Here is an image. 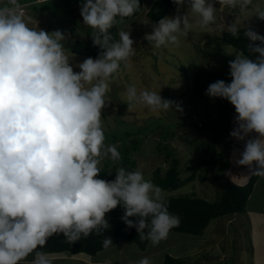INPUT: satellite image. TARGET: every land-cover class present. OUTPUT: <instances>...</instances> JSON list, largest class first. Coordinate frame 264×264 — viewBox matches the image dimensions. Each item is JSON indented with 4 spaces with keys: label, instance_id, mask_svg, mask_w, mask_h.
<instances>
[{
    "label": "clouds",
    "instance_id": "9594fccd",
    "mask_svg": "<svg viewBox=\"0 0 264 264\" xmlns=\"http://www.w3.org/2000/svg\"><path fill=\"white\" fill-rule=\"evenodd\" d=\"M173 2L178 13L187 6L198 14L201 26L215 20V0ZM218 3L243 8L251 0ZM8 5L0 7V264H19L31 253V264H52L50 254L38 250L50 236L61 233L74 243L94 230L102 234L110 228L106 213L118 205L126 226L158 245L179 223L160 187L142 172L123 167L113 180L98 178L101 159H121L115 145L105 144L101 125L102 110L110 103L109 80L135 52L130 31L120 30L119 40H113L109 29L118 17L122 22L133 15L139 0H82V22L93 29V45L102 51L76 64L61 30L30 28L19 0H8ZM256 16L264 20V11L257 10ZM191 26L188 12L164 16L144 39L154 48L178 45L177 34L187 35ZM230 31L238 36L235 26ZM244 34L255 59L237 53L228 62L231 82L217 80L205 94L234 106L230 136L245 141L237 163L251 167L255 162L252 173L264 177V35L250 27ZM126 94L129 109L142 104L152 111L182 110L160 92L138 94L129 86ZM103 243L108 247L112 240ZM136 264L153 262L144 257Z\"/></svg>",
    "mask_w": 264,
    "mask_h": 264
},
{
    "label": "rangeland",
    "instance_id": "374dc122",
    "mask_svg": "<svg viewBox=\"0 0 264 264\" xmlns=\"http://www.w3.org/2000/svg\"><path fill=\"white\" fill-rule=\"evenodd\" d=\"M154 1L142 0L143 11L139 16L116 22L119 31L131 32L135 52L120 63L118 71L109 80L106 96L110 103L102 110V129L109 131L117 126L118 121L144 125L146 120L160 118L165 123L171 122L175 135L167 136V140L161 135L162 127L130 137L142 138L139 150L133 152L137 161L135 170L151 181L157 168L164 175L169 164L165 160V152L159 151L157 145L159 142L168 143L180 160L181 178H193L176 190L160 188L163 198L187 195L213 201L227 180L245 184L257 165L255 162L251 167L238 165L245 141L230 136L235 127V108L226 99L209 98L205 94L206 89L217 80L231 82L228 62L241 52L222 39V34L229 32L230 26L237 29L250 27L264 35V20L256 16L257 10L264 11V0H251L243 8L240 5L231 8L215 0V20L207 26H201L199 15L187 6L182 7L179 13L176 9L168 16L188 12L192 26L187 35L177 34L178 45L168 44L160 48H154L144 39L154 24L146 15ZM19 3L20 14L30 28L48 32L61 30L66 35L65 48L70 55L73 54V64L87 58L71 52L78 35L92 39L93 29L85 25L80 16L82 0H19ZM0 4L10 6L8 0H0ZM74 71L79 69L74 68ZM186 72L187 75L184 74ZM129 86H134L138 94L144 90L160 92L163 98L177 102L182 110L152 111L142 104L129 109L126 94ZM225 111L231 113L230 119L217 133L216 148L220 156L211 163L207 161L206 152L216 131L210 126L195 127L190 119L200 117L198 120L202 118L204 121L212 115L219 117ZM185 114L191 117L181 123ZM255 135L253 133L248 138ZM105 144L119 147V143ZM105 160L101 159L100 168ZM245 209L244 213L213 220L201 236L170 232L158 245L154 246L150 241L147 254L153 253L149 257L153 264H161L166 254L192 264H264V177L258 179ZM141 253L133 242H125L117 248L100 252L96 259L89 255V258L73 257L66 253L50 254L49 258L52 264H136L135 260ZM34 258L23 259L19 264H31Z\"/></svg>",
    "mask_w": 264,
    "mask_h": 264
},
{
    "label": "trees",
    "instance_id": "16d2710c",
    "mask_svg": "<svg viewBox=\"0 0 264 264\" xmlns=\"http://www.w3.org/2000/svg\"><path fill=\"white\" fill-rule=\"evenodd\" d=\"M139 2L141 5L140 8L133 15L125 17L123 20L133 19L142 13L143 2L142 0H139ZM0 7H2V4H0ZM176 9L177 7L173 0H155L146 12V15L152 22L156 23L159 19L168 16ZM118 20H120L119 17L117 18V21ZM246 28L247 27L238 29L237 37H233L230 31H226L222 34V39L226 44L232 46L239 52L249 56V58L255 59L256 54H253L248 50V46L252 42L244 34ZM109 32L113 40H119L117 24L109 29ZM256 43L259 44L258 41ZM101 51L102 50L98 46L93 45L92 39L80 35H78L71 47L72 53L92 58H96ZM125 61H121L120 63H124ZM184 74L187 75V72ZM230 114L229 111H225L221 116H219V114V117L212 115L204 118L203 120L205 122L202 121V118L198 120L200 117L190 119V123L195 127L205 128L210 126L216 131V136L207 148L206 153L208 162L214 163L217 160V157L220 156V153L216 148V142L218 141L217 133L224 127V122L230 119ZM189 117L191 116L185 114L181 123L187 121ZM154 127L163 128L161 135L165 139L167 136L172 137L175 135L174 129L171 128L173 127L172 123H165L160 118L146 120L144 125L118 121L115 128L110 129L109 131L103 130L105 143H119L117 150L121 154V159L118 161H112L109 159L105 160L98 178L113 180L117 169L120 167L125 168L127 171H136L137 161L133 158V152L139 150L142 138L134 137L130 139V137L132 135L138 136L140 134H147L152 131ZM157 148L159 151L165 152V160L168 162L169 167L166 169V172H164V175H162V170L160 168H157L154 171L152 181L155 185L163 190H176L193 178V176L188 177L186 180L181 178L179 167L180 160L175 156L174 150L170 144L159 142ZM259 178L260 175L252 173L248 177L247 182L242 185L227 180L217 198L213 201L187 195L164 198L168 211L179 218L178 225L173 227L170 232L201 236L203 231L206 230L213 220L228 215L244 213ZM123 213L124 209L119 205L109 213H106L110 228L102 234H98L94 230L87 237H81L76 242L69 243L63 234L57 233L50 236L47 239L45 246L38 250L48 254L66 253L73 257L89 255L91 258L96 259V256L102 251L112 249L121 243L133 242L140 251H145L150 240L141 239L135 228H128L121 219ZM130 219L134 220L135 218ZM108 237L111 238L112 243L108 247H105L103 242L105 238ZM31 257L34 258L35 253L29 254L24 259ZM161 264L192 263L185 262L180 258L166 254Z\"/></svg>",
    "mask_w": 264,
    "mask_h": 264
},
{
    "label": "crops",
    "instance_id": "0c3cea01",
    "mask_svg": "<svg viewBox=\"0 0 264 264\" xmlns=\"http://www.w3.org/2000/svg\"><path fill=\"white\" fill-rule=\"evenodd\" d=\"M142 253H144V254H142ZM142 253L139 255V257L136 258L135 261H139L140 259H142V258H144V257H148V258H149L150 256L153 255V253L147 254V251L142 252Z\"/></svg>",
    "mask_w": 264,
    "mask_h": 264
},
{
    "label": "bare ground",
    "instance_id": "6f19581e",
    "mask_svg": "<svg viewBox=\"0 0 264 264\" xmlns=\"http://www.w3.org/2000/svg\"><path fill=\"white\" fill-rule=\"evenodd\" d=\"M88 258H89V256H88Z\"/></svg>",
    "mask_w": 264,
    "mask_h": 264
}]
</instances>
